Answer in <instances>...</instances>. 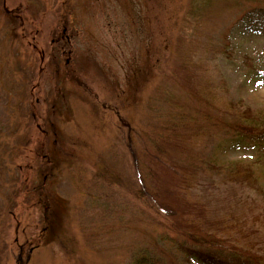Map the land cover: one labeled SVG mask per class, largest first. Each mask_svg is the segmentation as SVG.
Listing matches in <instances>:
<instances>
[{
    "label": "rangeland",
    "instance_id": "374dc122",
    "mask_svg": "<svg viewBox=\"0 0 264 264\" xmlns=\"http://www.w3.org/2000/svg\"><path fill=\"white\" fill-rule=\"evenodd\" d=\"M230 1L0 0V264H130L143 245L159 264H200L133 194L135 151L151 148L131 144L161 119L211 135L206 153L235 166L183 175L190 152L170 147L149 178L180 192L173 218L264 258V158L223 131L233 111L264 106L251 79L264 72V21ZM204 112L219 120L204 125Z\"/></svg>",
    "mask_w": 264,
    "mask_h": 264
},
{
    "label": "trees",
    "instance_id": "16d2710c",
    "mask_svg": "<svg viewBox=\"0 0 264 264\" xmlns=\"http://www.w3.org/2000/svg\"><path fill=\"white\" fill-rule=\"evenodd\" d=\"M228 5L235 10L238 9L241 12V18L245 19V21L252 18L250 14L259 16L264 21V0H232L228 2ZM190 8V12L194 13L196 8L200 7L193 3V5H190ZM251 79L256 81L255 86L263 85L264 72L252 76ZM241 103L242 102H238L237 105V109L239 110ZM237 113L239 112L233 111L235 118L232 117L230 127L223 128L224 134L231 136L233 139L232 143L236 146L251 148L254 152H258V154L261 155V159L262 157L264 158V106L261 109L252 111L250 108L244 107L240 110V114ZM204 114V125H214V123L219 120L218 116L210 112H204ZM222 117L226 119L227 114H223ZM174 127L173 122H165L163 119L158 120L156 125H153L148 130V134H146V136L149 137L148 140L145 141L144 138L142 144L139 145L138 143L140 142H137L135 148L131 144V149L134 150H138L141 145H145L147 142L151 148H146L148 151L145 153V156L139 155L140 159L142 156L148 157L149 159L147 163L145 161V164L142 162L145 167L143 170L147 173L146 179H144V175L140 172V159L136 155V151L133 157L136 172L138 170L136 186L140 185L133 190L135 198L138 199L145 196L146 201L149 203L148 209L154 212L157 217L156 219L161 216L165 220L168 219L170 221L167 220V227L170 226L171 229L173 227L176 235H168V242L182 255V259L185 262L197 261L200 264H264V258H255L254 255L247 256L245 253L241 254L239 251H236V247L233 243L225 239L223 240L218 233H214L213 230L209 228H207V230L201 229L196 221H191L186 218H182L181 221H178L173 218V216L178 214L173 211V207L178 208L179 206L180 201L178 198L180 194L178 193L180 192H177L176 196V192L172 188H167L168 191L174 192V194H172V197L164 195V191L159 188L165 183L149 178L153 174L152 167L153 169H160L163 167V162H165L163 156L170 151V147L173 148V146H178L177 144L180 142L182 146L190 152V155L187 156L188 158H186L183 163V175L188 170H192L193 173H195L201 169L208 172L215 171L216 174H218L222 172L224 168L228 167V165H226L222 168V164L219 165V156L216 151L212 150L211 153H206V143L211 135L207 137L206 135H198L191 131L182 137L174 134ZM143 149H145V147ZM171 166L175 169L177 164ZM250 169L251 167H247L246 171H250ZM234 171V164L226 169V173L233 174ZM100 175L105 177L102 173ZM113 176H108V178H118L117 174L115 175L113 173ZM190 178H185L183 185L180 186L179 189H186L190 184ZM179 189L178 191H181ZM185 201L186 203L189 202L188 200ZM155 223L164 225L162 222ZM152 238L155 242L165 240L164 236L160 239H156V235H154ZM152 250L153 248L149 249L146 245L140 246L139 250L131 254L132 259L130 264H159L161 255Z\"/></svg>",
    "mask_w": 264,
    "mask_h": 264
}]
</instances>
